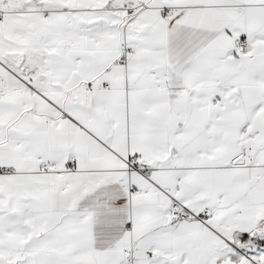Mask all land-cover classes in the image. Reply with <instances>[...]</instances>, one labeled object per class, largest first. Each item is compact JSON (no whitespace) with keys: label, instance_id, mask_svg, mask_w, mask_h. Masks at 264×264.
Returning a JSON list of instances; mask_svg holds the SVG:
<instances>
[{"label":"snow or ice","instance_id":"obj_1","mask_svg":"<svg viewBox=\"0 0 264 264\" xmlns=\"http://www.w3.org/2000/svg\"><path fill=\"white\" fill-rule=\"evenodd\" d=\"M0 264H264V0H0Z\"/></svg>","mask_w":264,"mask_h":264}]
</instances>
